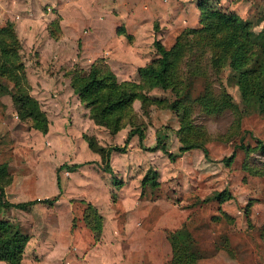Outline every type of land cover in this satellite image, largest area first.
Masks as SVG:
<instances>
[{"label": "rangeland", "instance_id": "obj_1", "mask_svg": "<svg viewBox=\"0 0 264 264\" xmlns=\"http://www.w3.org/2000/svg\"><path fill=\"white\" fill-rule=\"evenodd\" d=\"M208 4L254 32L264 26V0ZM198 20L197 0H0V26L12 25L25 77L19 87L0 77L4 199L58 198L24 210L0 206V223L24 240L20 264H109L115 254L103 247V219L120 247L118 260L119 251L128 257L130 245L144 238L158 245L160 263L167 264L171 235L180 229L200 252L198 264H264V174L248 171H264V150L255 144L264 139V101L243 99L239 68L191 35L177 59L183 74L174 91L148 90L137 75L181 32L198 28ZM92 65L100 77L108 72L116 82L137 85L135 98L107 126L73 88ZM7 93L29 97L38 127L16 115ZM174 100L183 108H171ZM133 126L142 129L145 147L158 131L167 151L177 153L192 140L206 147L208 159L193 148L169 161L158 149L139 148L135 135L106 158ZM232 152L229 164L221 162ZM106 161L110 173L102 170ZM73 163L86 164L59 170L58 191L56 168Z\"/></svg>", "mask_w": 264, "mask_h": 264}, {"label": "trees", "instance_id": "obj_2", "mask_svg": "<svg viewBox=\"0 0 264 264\" xmlns=\"http://www.w3.org/2000/svg\"><path fill=\"white\" fill-rule=\"evenodd\" d=\"M197 9L199 12V27L194 29H186L181 32L174 40L171 47L163 52L161 56L137 69V75L142 85L151 90L160 88L163 90H173L174 85L179 82V77L183 74V70L178 66L177 59L181 54V48L187 42V38L191 35L196 41H203L202 44H211L213 49L212 55L216 52H224L229 58L231 68H239L237 83L240 87L241 96L248 100L255 97L259 102L264 101V26L254 32L250 28V24L238 18L233 13H224L215 6H210L208 0H197ZM117 33H123V29L118 28ZM218 49V50H216ZM99 68L92 65L88 74L83 79H77L73 83L74 90L79 97L91 106V113L104 125H108L111 120H116L122 113L125 105H129L131 98L136 96L135 89L137 85L129 81L116 82L113 75L107 73V77L99 76ZM0 77L12 82L14 87H19L24 82V72L22 63L19 60L18 40L12 29L11 23L6 22L0 26ZM131 92V96L125 99V92ZM12 99L16 115L20 119L30 118L33 127H38L36 120L29 108L30 99L27 95H14L7 93ZM200 102L201 99L197 98ZM183 105L177 101H172L171 108L178 109ZM98 108V109H96ZM95 111V113H94ZM182 121L186 118L185 110L181 111ZM117 116V117H116ZM116 125L114 128H117ZM40 131L44 133L46 128L42 126ZM135 135L139 148L143 150L161 151L169 161H174L184 151L189 149H200L203 157L208 159V151L204 145L199 142L189 140L188 143L180 145L177 153H171L166 150L164 145L165 134L163 132L156 133L155 143L152 147H145L142 143L143 133L139 126H133L126 133L122 146H113L106 150V158L111 149L124 150L129 139ZM255 144L264 150V139H255ZM242 147V145H240ZM234 156V152L230 156L221 160L224 164H229ZM86 163L62 164L56 168L55 182L58 191L60 190L57 172L61 169L73 171ZM103 171L110 173L111 169L106 161ZM249 172L255 174H264V171L257 169H248ZM221 193L216 194V199L221 200ZM57 196L50 198L33 199L25 202L12 203L4 199L3 187L0 185V206L27 209L37 204H52L56 201ZM100 221V217H99ZM182 230L175 231L170 238V258L167 264H198L200 252L192 249L190 246V234L185 236ZM24 240L19 236L17 231H11L4 224L0 223V261L5 264H20L21 254L24 248Z\"/></svg>", "mask_w": 264, "mask_h": 264}, {"label": "crops", "instance_id": "obj_3", "mask_svg": "<svg viewBox=\"0 0 264 264\" xmlns=\"http://www.w3.org/2000/svg\"><path fill=\"white\" fill-rule=\"evenodd\" d=\"M103 221H104V223L106 222L105 219H103ZM104 223H103V226L101 227V238H102L101 240L104 242L103 247L104 248L109 247V249H106L105 251L111 252L112 255H113V252L115 254V255H113V257H115V259L111 260L109 262V264H162V263H160V257L158 255V245L154 244V241H152V240L147 241L148 243H144V241H145L144 238L142 239L141 242L133 243V245H130L133 247H132V249L130 247L131 254L129 256L127 255L128 257L121 258L122 252L119 251L120 258L118 260L117 259L118 256L116 253H117L118 248H120V247L118 245H115V243H112V240L114 241V240H116V238H114V235L112 233H110V232L108 233V230H105ZM140 230L142 233L144 232L143 228ZM105 232H106V234L104 235ZM119 237H121V236H119ZM110 238H111V240H110ZM108 239H109V242H108ZM101 245L102 244L95 245L92 247V249H98ZM122 246H123V244H122ZM92 249H87L86 252L89 253ZM98 250H100V249H98ZM143 256L147 257V262L143 261ZM110 258H112V257L110 256Z\"/></svg>", "mask_w": 264, "mask_h": 264}]
</instances>
